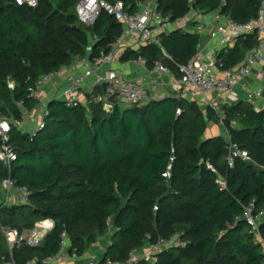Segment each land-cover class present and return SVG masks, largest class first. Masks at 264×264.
Masks as SVG:
<instances>
[{"label": "trees", "instance_id": "1", "mask_svg": "<svg viewBox=\"0 0 264 264\" xmlns=\"http://www.w3.org/2000/svg\"><path fill=\"white\" fill-rule=\"evenodd\" d=\"M79 1L40 0L29 7L0 0V118L21 119L24 109L34 108L31 88L42 76L114 48L124 25L106 11L94 25L79 24ZM123 1L131 12L138 10L140 0ZM262 6L263 0H159L158 9L172 20L192 8L219 9L247 24ZM93 36L98 40L88 52ZM160 37L172 60L152 44L126 48L121 61L145 56L150 67L162 60L180 78L179 65L195 56L201 37L182 28ZM259 42L257 32L243 34L218 58L224 67H236ZM105 90L106 84L97 85L86 94L87 103L66 105L51 98L45 126L34 136L12 123L8 145L17 158L11 169L0 162V182L11 177L30 194L25 206L0 204V264L10 255L2 227L21 232L38 221L54 220L41 245L13 249L15 260L27 264L33 257L55 254L64 231L70 254L83 256L108 232L109 217L113 243L103 261H126L148 235L158 242L178 233L186 245L162 250L154 264H261L263 246L254 243L251 225L237 217L253 199L264 209V109L240 99L203 110L195 101L171 95L131 107L115 103L107 112L96 98ZM210 121L220 123L224 135L207 138ZM226 130L250 155L237 158L233 167L226 160ZM167 171L169 177L163 175ZM219 177L226 179V189ZM261 233L264 237V225Z\"/></svg>", "mask_w": 264, "mask_h": 264}, {"label": "built area", "instance_id": "2", "mask_svg": "<svg viewBox=\"0 0 264 264\" xmlns=\"http://www.w3.org/2000/svg\"><path fill=\"white\" fill-rule=\"evenodd\" d=\"M18 5L36 7L40 0H14ZM193 1V0H190ZM159 0H140L138 2V10L130 11L123 0L110 2L108 0H80L76 5V13L79 24L85 26L94 25L98 17L103 11L113 15L123 26V34L118 38L114 48L108 53H102L94 59L88 56L77 59L76 64L62 67L60 70L51 72L42 76L36 86L31 88L30 97L35 99L36 106L32 109H24L21 119H10L6 116L0 118V162L6 164L11 169L12 162L16 160L17 153L8 145L12 123L24 133L30 132L34 136L39 130L45 126V120L48 115V102L50 99L44 96L45 87L58 86V78L61 73L68 67L74 68L79 63L82 70L78 75H69L67 82L60 96L57 94L53 98H58L66 103L73 105L77 102L87 103L81 94V87L89 80L93 79L92 89L90 93H94L96 86L106 84L104 93L98 92L96 98L103 102L105 111H112L115 103L121 104L123 107H131L134 105H144L151 99L150 88L142 80L128 78L121 70L115 69L112 65L121 61L120 56L126 48L132 47L139 49L143 45H158L164 52V57L172 60V57L163 49L160 33L170 31L174 28H182L190 30L200 37L210 34L214 39V44L206 46L198 51L195 56L185 65H179L182 73L177 79V97L195 100L199 94H214L208 100L213 108L219 109L220 102H228V97L235 87L248 77H251L255 68L259 64H263L264 60V0L263 6L259 11L256 20L247 24H239L237 21L227 16L219 9L202 11L192 8L184 17L172 20L171 16L164 14L158 9ZM257 32L260 38L259 44L250 51L246 58L236 67L228 68L223 66L218 58L221 49L233 46L237 38L243 34ZM98 37L93 36L87 50H92L93 43L97 42ZM129 43V44H128ZM128 45V46H126ZM200 45V44H199ZM79 60V61H78ZM132 61L140 64L143 68L148 69V59L145 56H139ZM155 72L157 76L162 77L164 74L173 73L171 67L162 60L154 62ZM259 73L264 79L263 65L259 68ZM10 87H14L12 81H8ZM246 91L245 99L255 104L256 100L263 98V88H251L248 83L244 84ZM21 107L22 103H20ZM258 110L264 109L263 102L256 106ZM181 109H177L180 113ZM227 138V155L226 160L230 167L235 165L236 159H250L249 152L242 149L235 143L228 130L225 132ZM212 170L215 169L208 165ZM170 169V166H169ZM165 177L170 176V171L163 174ZM221 188H227L226 179L219 177L217 179ZM28 188L16 184L11 178L7 177L0 182V204L8 206H22L29 202ZM158 209L157 205L154 207ZM237 218L245 219L252 227L254 234V243L261 244L264 248V237L261 233V226L264 225V209H259L256 200L249 201L245 206L241 216ZM108 232L100 235L93 243L89 251L83 256L76 253L70 254V241L66 231L61 234V243L59 250L44 259L33 257L27 264H69L70 258H83L86 261L81 264H154L158 261V254L168 248L185 246L186 242L180 238L178 233L173 234L168 239H160L158 242L149 240L143 247L131 250L128 258L124 262L113 261L111 259L104 260V255L108 251V247L113 243L111 234L114 231L112 218L107 219ZM53 219H44L38 221L34 228L23 229L19 231L15 228L2 227L6 244L10 255L4 261V264H19L13 256V249L23 245L38 246L41 245L43 239L54 228ZM93 248V249H92ZM88 253V254H87ZM264 264V258L261 262Z\"/></svg>", "mask_w": 264, "mask_h": 264}, {"label": "crops", "instance_id": "3", "mask_svg": "<svg viewBox=\"0 0 264 264\" xmlns=\"http://www.w3.org/2000/svg\"><path fill=\"white\" fill-rule=\"evenodd\" d=\"M129 44V43H128ZM214 44V39L211 37L210 34L204 35L201 37L200 50L205 48L206 46H211ZM128 46V45H126ZM79 61V60H78ZM77 62V61H76ZM75 62V64H76ZM262 64H259L257 68H255L254 73L251 77L246 78L245 80H241V82L235 87L233 92L228 97V102L238 101L240 99H245L246 91L244 89V84L248 83L251 85V88H263V98L256 100L255 106L260 105L264 100V79L259 73V68ZM115 69L123 71L128 78L142 80L144 81L150 88L151 99H161L166 96H177V77L175 76L174 72L169 74H164L162 77L157 76L155 72L154 64L150 66L148 69L143 68L140 64L132 61V60H123L118 63L112 65ZM82 70V65L79 63L75 65L74 68L68 67L64 70L58 78V86L56 88H52L51 86L45 87V94L46 98L51 99L56 94L57 97L60 96L65 84L67 82V77L69 75H78ZM93 79L87 80L83 86L81 87L80 91L84 100H86V94L92 89ZM214 94L205 93L199 94L195 100L197 104L203 110H206L207 105H209L208 100ZM53 96V97H52ZM223 102V101H222ZM211 122V121H210ZM210 122L208 123V128L205 132V136L207 138L213 137L216 135H224L223 132H220V128L222 127L220 123H216L213 126H209ZM223 128V127H222ZM224 129V128H223ZM93 249V248H92ZM88 254V253H87ZM86 261L85 256L82 258H70L69 264H81Z\"/></svg>", "mask_w": 264, "mask_h": 264}, {"label": "rangeland", "instance_id": "4", "mask_svg": "<svg viewBox=\"0 0 264 264\" xmlns=\"http://www.w3.org/2000/svg\"><path fill=\"white\" fill-rule=\"evenodd\" d=\"M215 123L213 121L210 122L209 126H213ZM220 132H223V128H220Z\"/></svg>", "mask_w": 264, "mask_h": 264}, {"label": "water", "instance_id": "5", "mask_svg": "<svg viewBox=\"0 0 264 264\" xmlns=\"http://www.w3.org/2000/svg\"><path fill=\"white\" fill-rule=\"evenodd\" d=\"M78 26V25H77Z\"/></svg>", "mask_w": 264, "mask_h": 264}]
</instances>
